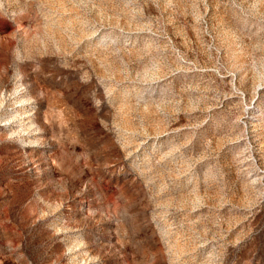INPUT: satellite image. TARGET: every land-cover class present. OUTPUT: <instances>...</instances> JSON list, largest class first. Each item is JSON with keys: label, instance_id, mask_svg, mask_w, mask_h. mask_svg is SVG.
<instances>
[{"label": "rangeland", "instance_id": "obj_1", "mask_svg": "<svg viewBox=\"0 0 264 264\" xmlns=\"http://www.w3.org/2000/svg\"><path fill=\"white\" fill-rule=\"evenodd\" d=\"M0 264H264V0H0Z\"/></svg>", "mask_w": 264, "mask_h": 264}]
</instances>
